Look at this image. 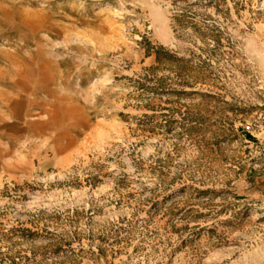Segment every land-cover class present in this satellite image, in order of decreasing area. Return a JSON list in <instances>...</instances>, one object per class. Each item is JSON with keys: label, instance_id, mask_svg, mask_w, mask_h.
Returning a JSON list of instances; mask_svg holds the SVG:
<instances>
[{"label": "rangeland", "instance_id": "rangeland-1", "mask_svg": "<svg viewBox=\"0 0 264 264\" xmlns=\"http://www.w3.org/2000/svg\"><path fill=\"white\" fill-rule=\"evenodd\" d=\"M0 264H264V0H0Z\"/></svg>", "mask_w": 264, "mask_h": 264}]
</instances>
